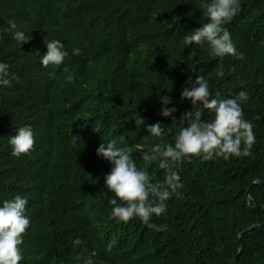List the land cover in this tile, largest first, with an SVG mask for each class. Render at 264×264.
<instances>
[{
    "label": "trees",
    "instance_id": "1",
    "mask_svg": "<svg viewBox=\"0 0 264 264\" xmlns=\"http://www.w3.org/2000/svg\"><path fill=\"white\" fill-rule=\"evenodd\" d=\"M210 2L0 0V63L9 65L11 81L0 85V206L21 194L28 200L20 264H83L77 257L93 251L94 264H264V0H240L224 25L243 59L211 55L206 42L184 43L208 22L203 5ZM9 20L27 43L13 39ZM45 39L64 45L59 67L42 66ZM197 76L213 96L247 93L241 107L253 124L252 155L171 164L184 188L152 217L164 231L138 218L110 220L116 197L105 177L112 165L97 148L116 139L162 182L166 170L142 155L155 143L174 144L186 126L182 115L201 108L181 99ZM164 95L174 102L166 107L177 108L175 122L161 114ZM213 118L204 110L202 119ZM156 123L166 128L161 138L147 131ZM23 126L35 144L16 157L8 141Z\"/></svg>",
    "mask_w": 264,
    "mask_h": 264
},
{
    "label": "clouds",
    "instance_id": "2",
    "mask_svg": "<svg viewBox=\"0 0 264 264\" xmlns=\"http://www.w3.org/2000/svg\"><path fill=\"white\" fill-rule=\"evenodd\" d=\"M208 22L201 28L195 29L184 37L186 45H209L210 54L216 57L226 55L243 59L242 54L237 55L235 45L232 43L231 34L224 27L240 11V0H211L204 4ZM9 30L13 32V39L27 43L30 39L23 31L18 30L15 21L9 20ZM47 52L41 58V64L47 68L49 65L59 67L68 55L64 51V45L59 40H46ZM74 55H79V49H73ZM9 65L0 63V85L10 86L8 77ZM54 78L55 73L49 74ZM224 75L223 72L220 73ZM69 81L72 76L67 77ZM190 87H185L181 92L182 100H190L192 105H200L196 111H189L182 115L181 130L172 143H155L142 155L146 165L158 162L160 169L166 170L162 182L155 181L154 177L143 168L138 167L132 156L130 147H117V140L112 139L107 143H101L97 148V155L109 161L112 165L110 173L105 177V183L115 199L110 201L113 206L109 219L127 223L134 218L156 231H164L167 225L151 223L152 217H159L166 211V201L173 194L179 195L184 184L177 172L172 171L171 164L182 161L186 157L202 156L204 160H211L214 156L228 159L230 156L247 157L252 155L251 148L255 143L253 124L244 118L242 102L247 101L245 91H240L234 98H221L219 93L213 96L209 89V83L204 76H197L193 82L191 78L186 82ZM162 105L161 114L164 117H175L177 111L169 95L159 97ZM204 110L214 114L212 120L202 119ZM143 121L140 119V124ZM165 127L160 123L147 128L152 137L161 138L165 133ZM79 138V137H76ZM123 143L124 137L119 138ZM12 147V155L19 157L27 154L35 144L33 132L30 126L17 129L16 134L9 138ZM121 203H118L117 201ZM28 200L23 194L15 196L12 200L3 202L0 206V264H20L23 259L20 246L23 244V236L26 233L30 221L25 215ZM75 245H80L77 238ZM112 243L108 245L111 251ZM93 251L88 256H78L77 260H83V264H94Z\"/></svg>",
    "mask_w": 264,
    "mask_h": 264
}]
</instances>
